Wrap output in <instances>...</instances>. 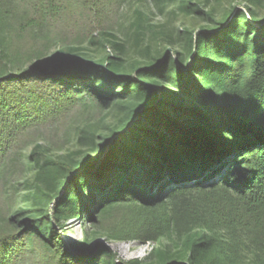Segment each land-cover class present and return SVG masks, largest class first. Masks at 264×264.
Here are the masks:
<instances>
[{
    "label": "trees",
    "instance_id": "1",
    "mask_svg": "<svg viewBox=\"0 0 264 264\" xmlns=\"http://www.w3.org/2000/svg\"><path fill=\"white\" fill-rule=\"evenodd\" d=\"M13 1L0 0V172L23 149L33 178L0 223V264L34 231L39 264H264V0H137L133 63L100 30L121 0ZM157 14L195 26L175 36ZM60 24L88 41L51 37ZM84 103L127 110L98 153L94 137L79 156L33 141ZM73 221L84 238L69 249ZM122 242L153 249L124 260L109 246Z\"/></svg>",
    "mask_w": 264,
    "mask_h": 264
},
{
    "label": "rangeland",
    "instance_id": "2",
    "mask_svg": "<svg viewBox=\"0 0 264 264\" xmlns=\"http://www.w3.org/2000/svg\"><path fill=\"white\" fill-rule=\"evenodd\" d=\"M16 5L19 0H14ZM137 0H121L120 3L114 7L107 9L104 17L100 18V30L105 29L113 33H117L124 39L128 40V57L132 61H144L143 48L138 51L134 47L136 43L134 40L135 30L132 28L134 9L137 7ZM243 8V7H240ZM158 24L170 22V28L174 31L175 36L181 34L186 27L195 26L191 20H185L184 17L179 16L177 18L166 17V15H158ZM186 23V27L184 25ZM78 29L72 27L68 29L60 24L59 27L54 28L51 33V37L61 36L66 37L67 40H78L80 42H87L89 33H82L77 36ZM176 38V37H175ZM85 40V41H82ZM152 53L156 54L155 44L152 45ZM171 54L174 51L170 48L168 50ZM127 116V110L121 105H114L107 109L95 108L90 103H84L74 107L70 113L61 118L59 121L52 122L46 127L41 129L39 133L33 138V141H41L47 144L51 149L55 151L57 155L64 156L69 152L76 153V156L81 155L83 152H88L92 147L91 138L94 137L96 146V153L103 147V145L109 140L112 135L113 127L116 124H120L121 120ZM32 141V140H30ZM81 149V150H80ZM24 150L21 149L15 152L8 160L7 165L0 172V223L5 222V219L11 215V211L16 202L20 205L24 203L23 195L31 189L30 183L26 184V180H31L33 174L28 168V164L24 159ZM15 225L21 228L31 229L32 224L27 222L25 216L19 217L20 224L12 221ZM91 222H88L90 225ZM88 226V228H89ZM85 226L81 221H73L69 225V232L66 235H62L61 239L63 244L70 248V245L74 242L81 241L84 238ZM33 239L31 242H25V257L20 259L18 264H39L41 262V247L42 241L37 233L32 232ZM25 237H22L24 241ZM100 241V240H98ZM104 242V240L101 239ZM110 248L118 255V257L124 260H144L151 253L153 247L149 244H141L139 242H122L113 243L109 245ZM27 247V248H26Z\"/></svg>",
    "mask_w": 264,
    "mask_h": 264
}]
</instances>
